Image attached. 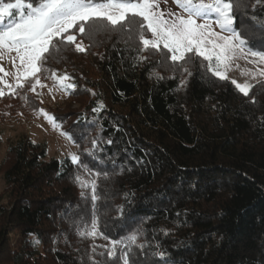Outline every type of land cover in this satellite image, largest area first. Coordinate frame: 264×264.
Masks as SVG:
<instances>
[{
	"label": "trees",
	"instance_id": "trees-1",
	"mask_svg": "<svg viewBox=\"0 0 264 264\" xmlns=\"http://www.w3.org/2000/svg\"><path fill=\"white\" fill-rule=\"evenodd\" d=\"M247 2L252 15L255 0ZM254 14L264 23V7ZM244 23L255 33L252 46L264 50V31L251 20ZM96 40L91 45L83 38L82 53L65 46L47 66L77 85L52 115L82 159L91 164L83 149L98 134L113 141L101 145L104 158L94 165L110 173L98 181L100 230L118 239L129 230L126 225L142 226L139 242L150 246L146 254L134 249L138 264H264V82L244 97L229 81L196 73L186 88L177 89L179 76L149 78L154 61L133 67L134 53L115 34ZM25 94L27 101L0 98V120L22 111L16 105L38 108ZM98 102L105 107L96 114ZM7 152L9 163L0 167L7 199L0 208V264H91L92 244L107 241L77 235V225L90 223L91 200L90 191L88 200L80 198L74 176L87 180L88 174L70 159L46 160L44 144L25 135ZM8 229L22 238L14 253Z\"/></svg>",
	"mask_w": 264,
	"mask_h": 264
},
{
	"label": "snow or ice",
	"instance_id": "snow-or-ice-1",
	"mask_svg": "<svg viewBox=\"0 0 264 264\" xmlns=\"http://www.w3.org/2000/svg\"><path fill=\"white\" fill-rule=\"evenodd\" d=\"M173 3L178 11L161 10L160 0H0V61L8 60L13 69L5 71L0 65L3 73L0 75V98L10 95L27 101L26 94L21 93L32 92L39 97L37 88H48L49 94L54 89L65 94L75 91L77 85L72 82L73 78L49 68V59L54 58V53L63 51L65 46L75 45V51L82 53L85 51L83 38L96 45V37L102 34L109 39L115 34L118 42L126 46L125 51L134 53L129 57L133 67L154 61L149 78L161 82L179 76L177 89L186 88L196 73L228 81V73L233 67L239 68V60L256 66L255 70H242V75L253 79L264 77V67H260L264 65V50L252 46L250 35L254 37L255 33H251L244 23L246 18L264 31V23L254 14L264 7V0L252 3V15H249L247 0H173ZM238 20L241 21L240 27H237ZM162 72L170 75L165 76ZM45 80H50L52 86L44 83ZM231 84L244 97H249L254 87L247 81L239 83L236 79H231ZM251 102H256L255 97ZM104 107L98 102L92 112L98 114ZM37 112L53 129H61L53 115L43 108ZM60 135L75 143L70 133L60 130ZM112 143L111 139L103 141L99 134L93 138L91 147L83 149L91 164L85 162L79 153L68 154L71 165L83 169L89 176L87 180L79 174L74 176L81 189L80 198L88 200L90 191L91 200L90 223L77 225L76 231L80 238L94 241L100 237L107 241L106 245L92 244L91 264H108L117 258L121 264H138L132 259L134 249L146 254L144 249L150 246L147 241L139 242L145 236L142 226L138 224L131 228L126 225L129 230L118 239L111 238L99 228L98 202L102 197L98 192V181L108 179L110 173L94 165L104 158L106 149L101 145ZM77 147L80 146L77 144ZM112 167H116L115 161H112ZM70 208V205L66 208L65 215ZM120 217H123L122 210ZM98 248L103 251L97 252ZM97 255L107 260H97ZM157 255L164 259L166 253L159 251Z\"/></svg>",
	"mask_w": 264,
	"mask_h": 264
},
{
	"label": "rangeland",
	"instance_id": "rangeland-1",
	"mask_svg": "<svg viewBox=\"0 0 264 264\" xmlns=\"http://www.w3.org/2000/svg\"><path fill=\"white\" fill-rule=\"evenodd\" d=\"M160 9L172 11H178L173 0H160ZM102 35H98L97 38L102 39ZM96 38V39H97ZM80 40L78 39V42ZM75 47V45H73ZM83 46H85L83 42ZM239 68L233 67V69L228 73L229 82L231 79H236L239 83H244L245 81L255 85L258 82H264V77L257 76L253 79L250 76L242 75V70H255L254 65L249 64L246 60L237 61ZM5 71H12V65L8 60L0 61ZM260 67H264L261 65ZM62 73V72H58ZM0 75H3L0 72ZM9 82H11V77H8ZM49 87L52 86L50 80L44 81ZM234 86V85H233ZM2 87V86H0ZM235 87V86H234ZM7 92V89H5ZM37 92L40 93L39 97L36 93L28 92L37 102L38 108L35 111H27V108L16 105L21 108L22 111H14V113L7 115L0 120V167L3 169L7 163H9L10 157L8 155V147L16 140L22 136H26L29 140L35 143L44 144L46 150V160L51 159H69V153H77L76 147L73 142L60 135V130H55L51 124L43 117V115L38 114L37 110L43 108L49 114L52 115V111L56 109H61L64 106L69 94H65L61 91L53 90L52 94H49L48 88H37ZM8 99L13 98L10 95H5ZM54 97V98H53ZM41 100L43 103H41ZM15 106V104H14ZM76 105L69 107L71 111L77 110ZM5 183L2 178V173H0V208L2 206H7V199L5 196ZM22 238L20 232L16 229H8L7 231V245L10 253L16 252L21 245Z\"/></svg>",
	"mask_w": 264,
	"mask_h": 264
}]
</instances>
